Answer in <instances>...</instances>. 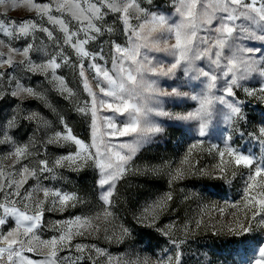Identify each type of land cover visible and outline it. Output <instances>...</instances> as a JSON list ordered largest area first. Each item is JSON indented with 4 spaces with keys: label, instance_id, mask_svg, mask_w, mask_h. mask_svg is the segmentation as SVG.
Here are the masks:
<instances>
[{
    "label": "snow or ice",
    "instance_id": "obj_1",
    "mask_svg": "<svg viewBox=\"0 0 264 264\" xmlns=\"http://www.w3.org/2000/svg\"><path fill=\"white\" fill-rule=\"evenodd\" d=\"M50 92L69 103L87 139ZM32 100L56 121L31 110ZM169 144L177 163L137 166L143 152ZM202 154L211 162L200 165ZM65 172H91L93 184L64 191ZM159 174L170 187L219 181L240 195L223 207L198 203L182 225L159 226L169 191L122 219L120 188ZM188 187L184 200L202 201L219 186ZM225 207L234 211L226 216ZM76 208L85 213L45 221ZM46 228L56 234L44 238ZM153 233L170 247L158 253ZM209 233L220 242L192 251L190 241ZM77 237L123 247L113 255ZM85 261L264 264V0H0V264Z\"/></svg>",
    "mask_w": 264,
    "mask_h": 264
},
{
    "label": "rangeland",
    "instance_id": "obj_2",
    "mask_svg": "<svg viewBox=\"0 0 264 264\" xmlns=\"http://www.w3.org/2000/svg\"><path fill=\"white\" fill-rule=\"evenodd\" d=\"M13 18L19 19V15L16 13L12 14ZM90 47L95 50L96 45H90ZM107 45H105V50L107 51ZM62 74L65 75L67 80L69 81V86L74 88L78 92V98L83 99L86 97V93L83 92L82 86L79 84V78L70 74L66 69L61 70ZM37 80L36 86L39 88H47L48 85L46 82L42 81V78H34ZM49 99L56 106L58 111L62 114L70 115L74 117L70 120V124L73 127L74 133L78 135L82 139H87L88 132L87 126L80 121L79 117H76L75 113H72L70 110L69 103L60 98L56 93L50 92ZM31 105V110L43 112L48 116L49 119L56 121V116L48 111L43 104L39 101H29ZM23 135V133H22ZM175 135V134H174ZM164 145L159 146V150L156 146H153L150 151H145L143 154L137 159V166L143 167L145 165L159 166L162 160H169L172 163H177L179 160V154L173 151L174 144L167 145L168 151H164ZM69 148L67 150L61 149L57 150V154H65L66 151H71ZM203 159L200 160V165L208 164L211 162V157L206 154H202ZM198 165V166H200ZM68 179L63 182V190L68 192L78 191L83 192L86 188H90L93 184V174L91 172H65L64 173ZM31 183V181H30ZM51 183V182H46ZM193 183L198 185H218V188H209L210 192L216 193L215 195L209 196L206 193H202V201L200 199L195 200H184V196L186 192L192 191V189L188 186ZM235 183V182H234ZM55 186H61L57 183ZM183 189V191H181ZM171 191L173 193V200L169 202L168 207L161 213L159 216L158 224L159 226H164L176 222L177 225H182L190 216L193 215L194 211L197 209L198 203H206V204H220L222 207L224 206V201H234L239 198V190L238 187H233L231 189L223 186L219 181H208V180H185L181 182L175 183L172 187L169 186L168 177L165 174L159 175H149V176H136L131 178L130 186H123L120 188L119 194V202L117 205L118 215L122 219H126V221H131L132 212H139L144 206L153 203L158 200L160 197L164 196L165 193ZM196 191H201V189H196ZM234 211V209H230L225 207V215L227 216L228 212ZM85 210L81 208L69 209L63 213L61 212H51L46 213L45 221L49 226L55 224L57 221H64L66 219L71 218L75 215L84 214ZM213 215H218L217 212H213ZM139 231H147L140 230ZM56 234L53 231H49L46 228L42 235L44 238L52 236ZM156 238L161 242L160 246L156 249L159 253L164 247H170L166 244L165 238L158 236L153 233ZM223 239V238H221ZM88 243V244H96L98 247L106 248L113 255H117L122 245L108 244L103 239H85L82 237H77L74 241ZM199 242V243H198ZM219 243L215 237H212L211 234H200L197 235L194 239L190 241L192 251H197L204 244L211 243ZM213 259H216L213 257ZM85 264H88L85 261ZM194 264V261H193Z\"/></svg>",
    "mask_w": 264,
    "mask_h": 264
}]
</instances>
